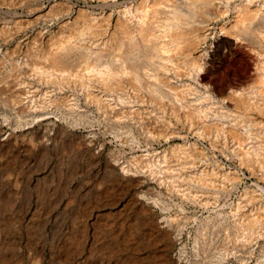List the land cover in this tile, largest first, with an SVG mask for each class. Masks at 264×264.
I'll list each match as a JSON object with an SVG mask.
<instances>
[{
  "label": "rangeland",
  "instance_id": "374dc122",
  "mask_svg": "<svg viewBox=\"0 0 264 264\" xmlns=\"http://www.w3.org/2000/svg\"><path fill=\"white\" fill-rule=\"evenodd\" d=\"M0 264H264V0H0Z\"/></svg>",
  "mask_w": 264,
  "mask_h": 264
},
{
  "label": "bare ground",
  "instance_id": "6f19581e",
  "mask_svg": "<svg viewBox=\"0 0 264 264\" xmlns=\"http://www.w3.org/2000/svg\"><path fill=\"white\" fill-rule=\"evenodd\" d=\"M151 23H152V22H151ZM143 24H144V23H143ZM139 25H140V24H139ZM144 25H146V26H145V30H146V28H148L150 24H148V22H147V23L144 24ZM125 26H126V25H125ZM143 27H144V26H143ZM133 28H134V27H133ZM142 29H143V28H142ZM145 30H143V31H145ZM147 30H148V29H147ZM130 34H131V33H130ZM127 36H128V35H127ZM130 37H131V36H130ZM123 39H124V38H123ZM127 42H128V40H127ZM127 42H126V43H127ZM120 46H121V45H120ZM120 49H121V48H120ZM57 54H58V53H57ZM136 80H137V79H136ZM253 106H254V105H253Z\"/></svg>",
  "mask_w": 264,
  "mask_h": 264
}]
</instances>
